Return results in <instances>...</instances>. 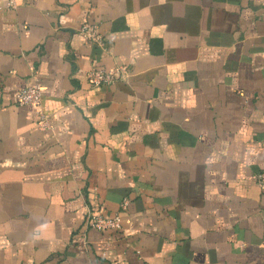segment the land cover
Masks as SVG:
<instances>
[{
	"label": "crops",
	"instance_id": "0c3cea01",
	"mask_svg": "<svg viewBox=\"0 0 264 264\" xmlns=\"http://www.w3.org/2000/svg\"><path fill=\"white\" fill-rule=\"evenodd\" d=\"M34 76L42 104L21 105ZM262 170L264 0L0 8V264H264Z\"/></svg>",
	"mask_w": 264,
	"mask_h": 264
},
{
	"label": "built area",
	"instance_id": "2783aa9c",
	"mask_svg": "<svg viewBox=\"0 0 264 264\" xmlns=\"http://www.w3.org/2000/svg\"><path fill=\"white\" fill-rule=\"evenodd\" d=\"M17 0H0V8H15ZM80 34L88 41L102 46L104 44V35L98 24L91 22H83L79 28ZM130 74L129 68L125 65H118L112 68L93 67L89 73V81L96 87L110 85L118 79H123ZM44 86L39 79L34 76L32 80L24 87L20 88L16 93L17 102L21 105H33L40 107L43 101ZM38 124L42 129H46L48 125L47 115L41 111ZM255 181L259 189L264 192V170L255 175ZM129 199L125 198L122 203V209H126ZM87 227L97 229L99 231H119L122 229L121 217L118 213L112 216H106L100 213L89 211L86 217Z\"/></svg>",
	"mask_w": 264,
	"mask_h": 264
}]
</instances>
